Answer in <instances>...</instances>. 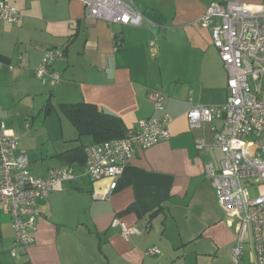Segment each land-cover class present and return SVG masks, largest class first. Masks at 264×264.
Returning a JSON list of instances; mask_svg holds the SVG:
<instances>
[{
    "label": "crops",
    "instance_id": "obj_1",
    "mask_svg": "<svg viewBox=\"0 0 264 264\" xmlns=\"http://www.w3.org/2000/svg\"><path fill=\"white\" fill-rule=\"evenodd\" d=\"M6 2L24 19L17 25L0 20L1 90L4 79L12 78L22 82L24 96L45 100V112L49 105L61 111L62 104L89 103L121 118L128 130L157 115L149 98L157 91L172 122L171 139L138 149L109 199L102 198L108 181L92 184L85 165L72 167L58 157L95 144L90 136L78 141V133V145L54 153L51 162L40 161L37 171L30 167L39 177L69 167L76 178L41 202L35 242L28 248L15 245L10 215L0 203V264H231L237 226L226 219L205 173L209 161L218 166L220 150H197V138L212 136L208 129H191L187 114L195 105H223L229 96L212 32L199 24L207 7L260 6L264 0H137L145 17L139 27L86 19L81 0ZM50 49L64 53L54 64L62 77L56 86L39 84L34 75ZM30 108L28 116L35 112ZM8 112L0 95L6 124ZM85 137L91 141L84 144ZM115 218L141 234L124 239L112 225ZM153 247L161 254H147Z\"/></svg>",
    "mask_w": 264,
    "mask_h": 264
},
{
    "label": "built area",
    "instance_id": "obj_2",
    "mask_svg": "<svg viewBox=\"0 0 264 264\" xmlns=\"http://www.w3.org/2000/svg\"><path fill=\"white\" fill-rule=\"evenodd\" d=\"M81 1L89 20L139 27L145 19L137 0ZM23 19L18 8L0 0V20L17 25ZM199 24L212 32L213 44L228 74L229 96L223 105H195L187 117L191 129H208L212 136L211 140L206 135L197 138V150L219 149L222 154L218 166L213 161L206 163L205 173L217 190L220 206L228 218L237 221L231 264H264V2L260 6L211 3ZM63 56L60 49L48 50L34 71L35 77L50 86L59 84L62 77L54 64ZM4 65L0 57V68ZM149 98L157 115L140 120L123 138L85 148V175L92 184L109 182L103 199H109L119 188L138 149L171 139L172 119L163 104L164 95L155 91ZM30 167L19 137L0 120V203L7 208L15 245L21 248L35 242L41 202L76 178L69 167L53 168L45 177L35 176ZM112 225L121 229L126 240L141 234L118 218ZM147 254L160 255L161 250L153 247Z\"/></svg>",
    "mask_w": 264,
    "mask_h": 264
},
{
    "label": "rangeland",
    "instance_id": "obj_3",
    "mask_svg": "<svg viewBox=\"0 0 264 264\" xmlns=\"http://www.w3.org/2000/svg\"><path fill=\"white\" fill-rule=\"evenodd\" d=\"M4 81L0 95L4 96L5 109L10 113L11 120L7 121V127L13 129L19 137L20 148L29 155L32 169L39 170L40 161L51 162L53 161L51 156L54 153L65 151L79 144L74 141L78 138L76 128L57 107L50 115H47L44 111L46 104L44 99L37 96L33 101L32 97L24 96L21 93L23 89L21 81H14L12 78L9 80L6 78ZM38 82L42 84L41 81ZM227 99L225 98L223 103H226ZM33 106L35 112L28 116L27 110ZM90 141L89 137L82 139L84 144ZM216 156L220 159L222 157L220 152L216 153ZM225 216L227 220L233 221V227L236 230L237 221L228 218L226 212Z\"/></svg>",
    "mask_w": 264,
    "mask_h": 264
},
{
    "label": "trees",
    "instance_id": "obj_4",
    "mask_svg": "<svg viewBox=\"0 0 264 264\" xmlns=\"http://www.w3.org/2000/svg\"><path fill=\"white\" fill-rule=\"evenodd\" d=\"M61 111L73 123L79 133V139L90 136L95 143L120 139L125 137L128 129L122 119L101 111L97 106L89 103L62 104ZM53 108L49 105L46 113L49 114ZM66 161L69 166L79 167L85 165V147H76L65 151L58 156Z\"/></svg>",
    "mask_w": 264,
    "mask_h": 264
}]
</instances>
